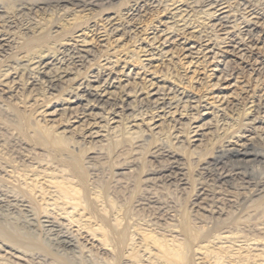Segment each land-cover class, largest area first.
<instances>
[{
  "label": "bare ground",
  "instance_id": "6f19581e",
  "mask_svg": "<svg viewBox=\"0 0 264 264\" xmlns=\"http://www.w3.org/2000/svg\"><path fill=\"white\" fill-rule=\"evenodd\" d=\"M124 3L0 0L1 118L14 121L20 105L38 125L53 123L49 130L61 119L65 127L54 136L71 148L14 153L0 139V164L13 179L11 187L0 182V203L17 201L25 213L13 230L0 214V251H10L0 264H32L23 258L39 254L70 264L62 252L75 256L88 247L71 226L109 251L111 264H264V55L256 53H264V0H130L116 12ZM155 7L163 28L142 29ZM93 8L103 14L101 25L78 15ZM142 30L151 32L140 38ZM131 40L137 46L129 54ZM238 60L251 80L236 69ZM155 139L151 156L161 169L147 170L136 186L148 194L155 183L196 185L191 206L198 210L167 226L177 236L132 230V214L113 200L111 187L85 179L71 155L96 150L86 169L111 163L118 170L111 177H132L142 168L143 145ZM133 142L142 144L130 148ZM217 240L230 245L212 247ZM90 250L92 257L97 250Z\"/></svg>",
  "mask_w": 264,
  "mask_h": 264
},
{
  "label": "rangeland",
  "instance_id": "374dc122",
  "mask_svg": "<svg viewBox=\"0 0 264 264\" xmlns=\"http://www.w3.org/2000/svg\"><path fill=\"white\" fill-rule=\"evenodd\" d=\"M124 2L125 3L122 5V8H120L121 7L120 6V7H118L117 11H116L117 8L114 11L121 13L123 8L127 7L128 6L127 4H130L129 3L130 0H124ZM116 5H117V2H116ZM125 5H127V6H125ZM235 5L236 4H233V6H235ZM67 6L70 8L69 5H67ZM159 8L160 7L151 8V10L147 11L148 13H145L147 15H144V13H143L144 17L141 19L142 22L140 23V26H142V27L143 26L144 27L145 26H154V27H158V29L163 28V24H164L166 19H165V16L163 14H160ZM78 11H80V9H78ZM81 11H82V9H81ZM93 11L95 14L93 13ZM238 12H240V11H238ZM98 13H99V9L93 8L89 12H81V13H78V15L79 16L85 15L86 17H90L91 20L89 23H91V21H95L96 23H99V22H102L101 18H102L103 14H98ZM46 14L47 13H42V15H40V16L45 17ZM237 14L238 15L242 14V11L240 13H237ZM91 15L92 16L95 15V20ZM96 15L98 17H96ZM58 22H59V24H57V25H61L62 22L61 21H58ZM89 23H88V25H89ZM48 24H49L48 26H50V23H48ZM99 24L101 25L102 23H99ZM131 25L136 26L137 24H136V22H132ZM144 27L142 29H145ZM150 32L151 31H145V30L143 31L142 30L139 34V37L140 38H146ZM260 38H264V35L261 34ZM126 45H127L126 47L130 51L129 54L136 52L135 46H137V44L133 40H131V42H128ZM259 46H260L259 48H261V45H259ZM262 52H263L262 50L256 51V53H258V54L260 53L258 56L259 60L264 59V58L262 59V55H264V53H262ZM256 57L254 58L253 62L250 65L254 64ZM233 60H236V59L233 58ZM235 66H236V69L237 68L239 69V67H240V70H242L241 72L244 71L245 74H243V75H244V78L246 77L247 80L252 77L250 75V71H248L249 67L246 68V64H243L240 60H238V62ZM252 67H254V66H252ZM243 68L244 69L246 68V69L244 70ZM179 72H181L179 69L176 70V73H179ZM260 72L262 73L263 71L260 70ZM248 73L250 76L247 75ZM250 83H251V85L253 84V86L255 84L252 81H250ZM204 89L200 92V94L205 93L206 90H204ZM258 94H259V92H258ZM0 101H2L1 98H0ZM9 102L10 101L7 100V102H5V103H9ZM4 107H5V105L3 103L2 104L0 103V139L3 138L4 140L11 141L12 147L9 148L10 151L12 150L14 153H17L18 151L20 152V148H22V147L25 149L36 147V148H40V149L45 150L44 147H46L49 144L52 145V149H56V150H61L63 148H64V150L65 149H67V150L71 149L62 139H59L57 136H54V133L56 131H58L59 129H60V131H62L63 128L65 127V126L63 127L64 124L61 121V119L57 120L56 123H54L55 126H53V128L49 130L48 126L49 127L52 126L53 123H51V122L50 123L49 122H46V123L40 122V125H38L35 118L30 117L28 115V113H26L24 110L19 108L20 105L13 106V111L17 116L14 121L2 119L1 118L2 117L1 111H3L5 109ZM2 108H3V110H1ZM35 109H38V108L36 107ZM41 110H43V109H41ZM55 141H56V143H55ZM135 141H137V140H135ZM158 143L159 142L155 139V140H153V142L151 144L143 145L142 153L139 155V158L141 161L140 164L142 166V168L140 167V169H142V170L139 169L138 174L134 173V174H132V177H131V174L124 175V178L119 177L118 179H120V181L117 183H114V181L118 180V179L115 176L114 177H111V176H113V173L117 172L118 170H116L115 167H113V165L111 163L104 164L105 166H103L102 164L100 166L99 163H97L98 165L94 164L97 167L92 165L91 168H93V169H86V165H84L86 158L95 156L94 153H96V150H89V149L82 150L83 145H81L79 147L80 148L79 150H82V152H78V150L73 151V153L71 155L76 156V160L78 161V163L80 165L79 170L81 173H83L85 175V179H87L90 182L94 181V183L96 185H100L102 187H111L110 188L111 189V197H113V200H115V202H117L118 204L124 205V208H126L128 210L129 215L132 214L131 215L132 219L130 221L131 225H133V227L131 226L132 230H135V231L140 230L139 232H141V231L142 232L143 231L148 232L149 231V232H152V233L159 235V236H161L163 233H164V235L166 234L167 237L169 235L172 236L173 234H174L173 236H177L178 235L177 233L175 234V233L168 232V230L170 231V229H168L167 226L171 227V225H175L174 223L177 222V221L175 222V220H177L179 218V216L181 217V216H183V214L185 216H192V213L194 212V210L195 211L198 210L197 208L195 209V208H192V206H191L193 203V200L195 199V196H196L195 195L196 194V188H195L196 185L195 186L192 185L193 184L192 181H193L195 174L197 173V169L200 165H198V166L196 165L197 167L194 166L193 167L194 169L189 168L190 171H188V175L191 176L190 180H192V181H190V182L192 184L190 183L191 185H188L186 188H183L184 186L183 187H181V186L175 187V185L173 186L172 184L170 185L169 183H167V185L163 184L164 186L161 185L160 183H155V185H152L153 187L150 186L151 189L147 188V191H148V194H147L146 191L144 192V189L146 187L144 184L141 183L139 186H136L137 180L143 179L146 176V171L149 170L150 168L151 169L154 168L153 170H158V171H159V169H161L160 164H158L157 161H155L151 156L152 149ZM222 143H223V141H222ZM140 144H142V143H134L133 142V144H130V148H134L136 145H140ZM217 145H219V143ZM217 145H216V147H217ZM18 146H19V148H17ZM86 146L90 147L89 144H86ZM21 151H23V150H21ZM112 157H113V155L111 154L109 160H111ZM131 157H132V154H129L127 156V158H131ZM150 161H151V163H150ZM205 161H208V159H206ZM100 163H101V161H100ZM192 177H193V179H192ZM12 181H13V179L11 178V175L9 173V169H7V171H6V169L3 168V166L0 164V182L3 185H4V183L6 185L8 184L7 186L11 187L12 185L10 183ZM208 181H209L208 184H211V185L212 184L215 185L217 183V182L213 183L212 180H208ZM177 188H179V189H177ZM193 188H195V189H193ZM148 189H150V190H148ZM193 190H195V191H193ZM191 191H192V193H191ZM148 197H149V199H148ZM211 199H212V196L210 194V197L207 201V204L210 203L209 206L211 205V201H212ZM20 205H21V203H19L17 201H12V202L4 201V202L0 203V214H1V217L3 218L2 220H3L4 225L6 227L8 226V229L13 230L14 225H15L14 223H16L17 220L22 221V219L25 217V213H23V211L20 210ZM189 210L192 213L189 212ZM199 214H203L204 216L207 215V213H205L206 214L205 215L202 212H199ZM171 217L172 218L174 217L173 218L174 220H172ZM30 219L34 220V219H36V217L31 216ZM42 220H45V218H43ZM67 224L68 223L65 222V226ZM169 224H171V225H169ZM71 228H72L73 235H76V237H78L77 239L79 240L80 245L82 243H84L83 245H85L86 247L88 246V247L84 251V254L79 252V250H77L75 256H73L71 254H66V253L63 254V252H62L61 253L62 256L65 257L70 264H97V263L98 264H106L108 261L110 263L108 262L107 264H111L112 260L114 259V256L109 251L106 252V251L99 250V248H97V247H99V244H97V242H94L92 240V237H89V235L87 233H85L84 231H81V233H80L77 231L78 228L73 227V226L69 227L68 230L69 229L71 230ZM165 228H167V229H165ZM139 232H135V233H137V235L135 237L137 243H140L142 241L141 240L142 235H139ZM44 234L45 233H43V235ZM34 235L37 236L36 234H34ZM44 236L45 237H42L43 240L41 239L42 247H44V245L46 243L48 244V241L46 239V237H48V235L47 236L44 235ZM207 239H209V238H207ZM213 239L214 238H212V240ZM92 241H93V244H91ZM223 241H225V240H223ZM223 241L217 240V241L211 243V245H212V247L213 246L218 247L221 245H223V246H226V245L229 246L230 245L228 243L226 245L220 243ZM39 243H41V242H39ZM217 243H218V245H217ZM236 245H238V246L243 245L244 246V243H238ZM93 247H94V249H93ZM88 249L89 250L91 249L93 252L97 250L96 252L99 254V256L96 254V252H94L93 253L94 256L91 257L90 256L91 254L89 255V253H88V251H89ZM261 249H262V247L260 246L257 248V251H259ZM4 250L6 252H4ZM252 250L256 251L255 248ZM7 252H10L9 249L2 248V250L0 251V255L7 256L9 258L10 255H7ZM86 253H88V254H86ZM79 254H81V255H79ZM34 256L26 257L23 259H25L26 261L31 260L32 264H57L56 262H53V260H51L50 258H45L41 254H39L38 256L37 255H34Z\"/></svg>",
  "mask_w": 264,
  "mask_h": 264
}]
</instances>
